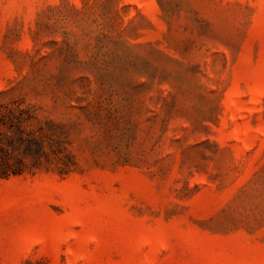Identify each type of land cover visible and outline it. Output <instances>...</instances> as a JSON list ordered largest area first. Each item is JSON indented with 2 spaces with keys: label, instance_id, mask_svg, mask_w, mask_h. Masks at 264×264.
I'll return each instance as SVG.
<instances>
[{
  "label": "rangeland",
  "instance_id": "rangeland-1",
  "mask_svg": "<svg viewBox=\"0 0 264 264\" xmlns=\"http://www.w3.org/2000/svg\"><path fill=\"white\" fill-rule=\"evenodd\" d=\"M0 264H264V0H0Z\"/></svg>",
  "mask_w": 264,
  "mask_h": 264
}]
</instances>
